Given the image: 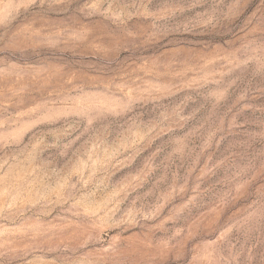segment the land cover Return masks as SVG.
I'll list each match as a JSON object with an SVG mask.
<instances>
[{"label":"rangeland","instance_id":"obj_1","mask_svg":"<svg viewBox=\"0 0 264 264\" xmlns=\"http://www.w3.org/2000/svg\"><path fill=\"white\" fill-rule=\"evenodd\" d=\"M0 264H264V0H0Z\"/></svg>","mask_w":264,"mask_h":264}]
</instances>
